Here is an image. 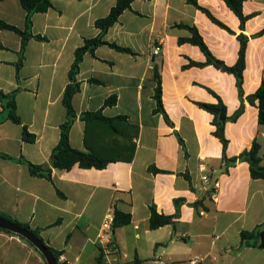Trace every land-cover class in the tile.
<instances>
[{"label":"crops","instance_id":"0c3cea01","mask_svg":"<svg viewBox=\"0 0 264 264\" xmlns=\"http://www.w3.org/2000/svg\"><path fill=\"white\" fill-rule=\"evenodd\" d=\"M50 1L47 12L32 16L31 33L42 39L29 40L20 69L22 37L0 30V93H15L22 121H4L0 101V154L12 158L0 156V212L38 230L48 247L62 253V264H96L100 248L107 264L136 259L144 264H264V249L241 248L242 232L264 227V180L251 177L247 162L224 169V147L214 135L213 115L197 104H217V95L228 116L234 115L241 106L236 78L212 65L185 68L190 61L205 63L207 57L198 46L180 42L193 35L179 27L197 29L213 56L227 66L238 62L237 36L250 38L243 85L248 97L264 81V35L254 37L264 30V0H244L243 13L252 18L243 30L223 0H194L235 34L188 0H135L105 35L106 41L134 54L100 46L95 55L84 56L80 91L73 99L78 119L70 132L71 146L87 151L81 114L102 109L107 118L126 117L117 127L124 133L123 144L136 145L133 160L113 162L103 170L54 169L48 180L34 177L19 160L51 166L66 121L63 98L75 52L85 39L101 33L96 21L117 3ZM26 17L19 0H0V21L25 31ZM155 46L161 47L160 55H154ZM157 65L163 108L171 123L157 112ZM112 97L116 103L106 107ZM258 115L257 106L246 101L243 115L227 123L228 158L257 142L264 167V126ZM23 126L36 136L35 142L23 140ZM95 129L90 144L109 149L111 139L98 138ZM153 206L159 214H177L175 225L151 230ZM115 209L132 220L112 233L117 246L113 251L106 250L109 238L103 226L112 225ZM0 264L47 263L24 240L0 232Z\"/></svg>","mask_w":264,"mask_h":264},{"label":"trees","instance_id":"16d2710c","mask_svg":"<svg viewBox=\"0 0 264 264\" xmlns=\"http://www.w3.org/2000/svg\"><path fill=\"white\" fill-rule=\"evenodd\" d=\"M22 7L27 11L26 17V29L25 31H21L20 29L8 25L5 22L0 21V30H9L18 33L22 37V47H21V60L20 63L17 65V68L20 69L22 65V59L24 53L26 51L27 44L30 39H42L39 36H34L31 33L32 27V16L36 13H45L51 7L50 0H19ZM135 0H117L116 5L112 8L110 14L103 18L96 21V27L100 29L101 33L92 39H85L83 46L78 48L75 52V60L72 64V67L69 72V84L65 89L64 98H63V105L66 109V121L61 125V134L60 140L56 148L53 150L51 155V166L45 167L40 165H34L31 162L21 158L19 161L24 163L28 166L30 173L34 177L38 178H45L51 180L52 173L54 169L70 171L75 166H78L82 169H97L103 170L107 168L110 163L119 162V161H126L131 162L133 160L136 145L132 144L131 146H126L122 143L121 137L124 136V133L117 127L119 122H127L126 117H118V118H107L103 115V110H99L97 112H86L81 114L80 118L82 121L86 123V137H85V144L87 147V151H80L74 149L70 144V132L75 123L78 119V115L73 107V99L76 94L80 91V82L78 81V75L80 72V66L83 62L84 56L86 54L95 55L97 48L100 46H108L120 53L125 54H134L131 49L120 47L115 43H110L105 40V35L108 30L113 27L120 19L122 14L131 9V5ZM191 4L195 5L198 9L202 12L207 14V16L218 26L223 29H226L232 34H235L231 31L225 24L220 22L216 19L207 9L202 8L198 5V3L194 0H188ZM227 6L237 15V17L241 21V28L242 30L245 27V23L252 18V16H245L243 13V2L244 0H223ZM181 28L188 29L192 33V37L188 39H181V43H191L193 45L198 46L202 52L207 57V61L205 63H196L190 61L185 68L190 67H205V66H215L217 69H220L226 73L232 74L236 78L237 88L239 92V97L241 100L240 108L234 113L232 116H228L227 107L222 101L220 97H217L218 103L217 104H205V103H197L202 109L207 111L208 113L213 115V125L215 126L214 135L222 142L224 147V156H223V167L226 171H229L231 167L236 166L240 162H247L250 167L251 177L253 179H262L264 180V167L261 166V157L260 153V145L257 142H254L251 149L243 151L240 155L232 158H228L226 155V149L228 147V140L225 136V127L229 122H236L244 113L245 111V102L248 101L251 105L257 106L259 115V124L264 126V81L262 82L261 86L258 90L248 96L245 97L243 85H244V72L246 68V53H247V45L249 43L250 38L245 34L241 33L237 36L240 42V50H239V59L238 62L234 66H227L223 61L218 60L213 56L210 52L209 48L203 41V38L200 36L199 32L195 28H190L185 25H179ZM264 35V30L261 31L259 34L254 35V37ZM154 77L158 83L156 89V100L158 104L157 112L162 113L167 122L171 123L164 108L162 102V83H161V71L160 67L157 65L153 68ZM94 83H99L98 81L92 80ZM0 101L3 108L2 114L4 121H11L17 125H22L21 118L17 112V102H16V95L15 93L12 94H4L0 93ZM116 103V97H112L106 101L105 106H112ZM97 127L98 131V138L99 137H106L111 139V147L109 149L99 150L94 148L90 144L89 136L92 134V131L95 132ZM137 134H135L136 136ZM23 140L26 142H35L36 136L31 134L28 130L27 126H23ZM182 142V141H181ZM2 158L12 160V158L8 155L0 154ZM152 172L157 173L158 170L155 168L151 169ZM176 204L180 208V204L176 201ZM151 218H150V229L156 230L161 227L165 226H174L176 223V219L178 215L167 216L163 214H159L156 208L153 206L151 208ZM0 217L7 219L18 225L21 228L28 229L34 232L41 240L39 231L32 230L30 226L18 223L15 220L7 217L3 213L0 212ZM132 217L130 214H125L120 212L119 210L115 209L114 219L112 222V231L114 232L117 228L126 226L131 223ZM0 232H5L11 235H15L20 239L27 242L31 247L35 248L30 242L25 240L23 237L13 234L9 231H5L0 229ZM43 241V240H42ZM112 247L114 250H117V246L113 241ZM255 247L264 249V227H258L254 231L248 232L244 231L241 233V248L244 247ZM36 249V248H35ZM49 249L53 252L56 256L58 262L61 256V252L50 248ZM37 250V249H36ZM38 251V250H37ZM59 264H62L59 262ZM96 264H107L105 262V252L104 249L100 248V253L97 258ZM128 264H144L139 259H136L134 262Z\"/></svg>","mask_w":264,"mask_h":264},{"label":"water","instance_id":"95a60500","mask_svg":"<svg viewBox=\"0 0 264 264\" xmlns=\"http://www.w3.org/2000/svg\"><path fill=\"white\" fill-rule=\"evenodd\" d=\"M0 229L19 235L30 242L41 253L47 264H59L53 252L34 232L21 228L2 217H0Z\"/></svg>","mask_w":264,"mask_h":264},{"label":"built area","instance_id":"2783aa9c","mask_svg":"<svg viewBox=\"0 0 264 264\" xmlns=\"http://www.w3.org/2000/svg\"><path fill=\"white\" fill-rule=\"evenodd\" d=\"M160 53H161V47H159V46H155L154 47V55L155 56H157V55H160ZM210 182V180H209V178H207V177H205L204 178V183L205 184H208ZM215 186L217 187V184H215ZM103 229L106 231V233H105V235H108V236H106V237H108L109 239H108V241H107V247H106V250H113L114 251V249H113V247H112V241H111V236H112V233H113V231H112V225H110V223L108 222V223H105L104 224V226H103ZM105 237V236H104ZM102 240V239H101ZM105 250V249H104ZM105 252V251H104Z\"/></svg>","mask_w":264,"mask_h":264}]
</instances>
